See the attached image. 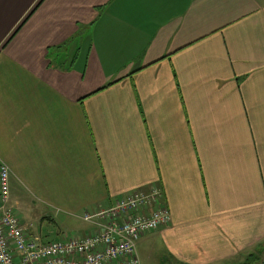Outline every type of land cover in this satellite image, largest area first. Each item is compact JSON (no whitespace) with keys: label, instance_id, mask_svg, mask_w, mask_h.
Listing matches in <instances>:
<instances>
[{"label":"crops","instance_id":"1","mask_svg":"<svg viewBox=\"0 0 264 264\" xmlns=\"http://www.w3.org/2000/svg\"><path fill=\"white\" fill-rule=\"evenodd\" d=\"M2 162L30 236L158 187L143 264H264V0H0Z\"/></svg>","mask_w":264,"mask_h":264},{"label":"built area","instance_id":"2","mask_svg":"<svg viewBox=\"0 0 264 264\" xmlns=\"http://www.w3.org/2000/svg\"><path fill=\"white\" fill-rule=\"evenodd\" d=\"M10 169L0 163V264H143L138 242L170 225L172 215L163 191L135 189L85 221L95 225L86 234H63L44 241L30 236L10 201Z\"/></svg>","mask_w":264,"mask_h":264},{"label":"rangeland","instance_id":"3","mask_svg":"<svg viewBox=\"0 0 264 264\" xmlns=\"http://www.w3.org/2000/svg\"><path fill=\"white\" fill-rule=\"evenodd\" d=\"M85 224H86L85 221H83L80 218H77V217H69L67 219V227H66V230L69 233H75L76 234V232H78L81 229H83V227L85 226ZM69 233H65V234H69ZM159 255H160V253H157V255L154 256V257H159ZM141 258H142V256H141Z\"/></svg>","mask_w":264,"mask_h":264},{"label":"trees","instance_id":"4","mask_svg":"<svg viewBox=\"0 0 264 264\" xmlns=\"http://www.w3.org/2000/svg\"><path fill=\"white\" fill-rule=\"evenodd\" d=\"M249 263H250V261H249Z\"/></svg>","mask_w":264,"mask_h":264}]
</instances>
